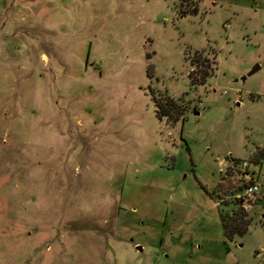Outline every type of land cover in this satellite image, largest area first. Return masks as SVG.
<instances>
[{
	"label": "rangeland",
	"instance_id": "1",
	"mask_svg": "<svg viewBox=\"0 0 264 264\" xmlns=\"http://www.w3.org/2000/svg\"><path fill=\"white\" fill-rule=\"evenodd\" d=\"M0 264H264V0H0Z\"/></svg>",
	"mask_w": 264,
	"mask_h": 264
},
{
	"label": "built area",
	"instance_id": "2",
	"mask_svg": "<svg viewBox=\"0 0 264 264\" xmlns=\"http://www.w3.org/2000/svg\"><path fill=\"white\" fill-rule=\"evenodd\" d=\"M225 28L228 29L229 25L226 24ZM241 183L237 198L240 200L241 205H248L249 202L258 196L259 184L254 180V173L248 169V162H242L241 167L238 169Z\"/></svg>",
	"mask_w": 264,
	"mask_h": 264
},
{
	"label": "trees",
	"instance_id": "3",
	"mask_svg": "<svg viewBox=\"0 0 264 264\" xmlns=\"http://www.w3.org/2000/svg\"><path fill=\"white\" fill-rule=\"evenodd\" d=\"M156 107L158 108V112H160L161 110V106L159 103L155 102ZM238 211L235 212V216L234 217H229L228 216H221V224L222 227L224 229V233L226 236L230 237L233 233H239V234H243L246 231V224L241 220L242 215L237 213ZM229 219V221H231V223L227 222V220ZM232 221L234 222H238L237 225L233 226L232 228L229 227L230 224H232ZM234 227V228H233Z\"/></svg>",
	"mask_w": 264,
	"mask_h": 264
},
{
	"label": "water",
	"instance_id": "4",
	"mask_svg": "<svg viewBox=\"0 0 264 264\" xmlns=\"http://www.w3.org/2000/svg\"><path fill=\"white\" fill-rule=\"evenodd\" d=\"M259 69V65L258 64H255L251 70L247 73V76L255 73L257 70ZM141 248L139 246H137V250H140Z\"/></svg>",
	"mask_w": 264,
	"mask_h": 264
}]
</instances>
